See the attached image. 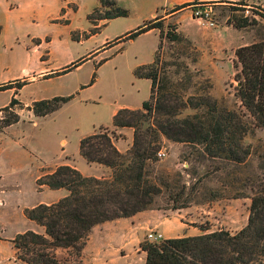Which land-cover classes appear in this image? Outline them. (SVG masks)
I'll list each match as a JSON object with an SVG mask.
<instances>
[{
  "label": "rangeland",
  "instance_id": "1",
  "mask_svg": "<svg viewBox=\"0 0 264 264\" xmlns=\"http://www.w3.org/2000/svg\"><path fill=\"white\" fill-rule=\"evenodd\" d=\"M258 1L264 5V0ZM115 2L128 11V16L117 18L89 37L94 24L102 26L107 21L91 23L87 16L101 18L112 13L98 0H0V118L7 116L1 109L12 98L20 103L13 106L18 123L0 129L3 264H23L15 259L13 238L27 230H41L24 217L23 211L50 200L48 194H41L45 187L38 189L35 181L43 171L53 170L45 164L52 163L58 155L60 141L66 139L72 148L74 130L81 120L103 116L119 105H138L141 99L148 98L149 83L136 81L133 71L150 63L152 35L116 45L115 39L133 30L134 27H128L144 17L152 3H161L150 19L162 25L161 60L170 64L183 62L187 66L192 77L187 95L208 96L220 108L239 115L247 128L243 144L249 146L250 153L240 164L209 159L198 147L159 136V149L154 150L144 167L145 178L157 189L150 206L135 214L132 221L115 219L95 226L83 244L82 263L144 264L142 244L216 231L234 234L247 224L250 198L264 189V129L256 127L241 107L235 97L238 84L233 79L234 51L264 39V20L257 15L264 6L258 3L241 6V1ZM177 7L182 8L172 13ZM176 13L177 19L170 17ZM241 16L255 18L259 24L241 30L226 24L229 18ZM181 27L193 32L194 37H185ZM170 30L185 38L189 45L167 40L165 34ZM156 32L159 36V31ZM74 65L78 67L73 68ZM168 70L179 89L184 79L182 70L177 74L176 67ZM31 78L37 81L29 84ZM16 82L27 85L17 90ZM58 96L72 98L45 117L36 118L27 110L34 101ZM194 113L186 109L180 117ZM151 123V120L139 123L136 131L129 128L132 140L134 132L140 138L145 135ZM106 131L114 133L113 128H100L95 135ZM114 136L118 138L115 133ZM152 146L156 148L154 143ZM158 153L163 155L158 157ZM149 234L159 235L160 239L149 240Z\"/></svg>",
  "mask_w": 264,
  "mask_h": 264
},
{
  "label": "trees",
  "instance_id": "2",
  "mask_svg": "<svg viewBox=\"0 0 264 264\" xmlns=\"http://www.w3.org/2000/svg\"><path fill=\"white\" fill-rule=\"evenodd\" d=\"M98 1L112 13L101 18L88 15L87 20L91 23L128 16V11L118 7L115 0ZM239 5L247 6L243 1ZM182 7L174 8L172 13ZM257 15L264 20L263 9L259 8ZM107 22L102 26L94 24V31L90 32L89 37L106 26ZM226 24L241 30L259 22L255 18L241 16L238 19L229 18ZM161 27V23L148 20L115 39L118 40L116 45L134 40L153 29L159 31V42L152 62L140 65L133 71L135 78L150 82L148 99L141 103L140 109H119L111 120L113 130L132 128L136 131L139 123L151 120L149 129L141 138L134 132L132 145L125 153H119L113 146L112 141L116 138L112 131L80 139L79 155L87 163L109 168V178L85 177L70 166L43 171L35 181L36 187L62 189L66 195L54 203L24 209V217L39 227L41 232L27 230L13 238L17 261L23 264H83V244L95 226L147 210L157 189L145 178L144 167L151 160L154 150L159 149V136L174 143L198 147L209 159L240 164L248 157L250 148L243 144L247 128L239 115L220 108L208 96L187 95L192 78L187 66L183 62L170 64L161 60ZM165 38L172 43L185 42L189 45L185 38L171 30L166 32ZM233 65V79L238 84L235 97L254 125L264 129V39L237 48ZM172 66L177 68L175 74L178 70L184 74L179 89L169 75L171 72L168 68ZM94 76L95 73L89 85L93 83ZM15 85L20 90L27 83L16 82ZM71 98L58 96L34 101L27 110L36 118L45 117L60 109ZM17 104L20 103L12 98L1 109L7 116L0 118V129L18 123L19 117L13 110ZM186 109L195 113L181 118V112ZM91 141L96 142L92 144ZM153 143L156 148H153ZM140 249L145 253L144 264H264V189L250 198L247 224L234 234L216 231L193 237L170 238L157 244H142ZM59 253L63 254L62 258L58 257Z\"/></svg>",
  "mask_w": 264,
  "mask_h": 264
},
{
  "label": "crops",
  "instance_id": "3",
  "mask_svg": "<svg viewBox=\"0 0 264 264\" xmlns=\"http://www.w3.org/2000/svg\"><path fill=\"white\" fill-rule=\"evenodd\" d=\"M150 1L153 2V0H150ZM187 1H191V0H187ZM198 1H200L202 3H215V4L222 2V1H243L245 3H258L261 6H264L258 0H198ZM159 7H161V3L160 4L152 3L151 7L148 10V13L144 17L140 18V20L138 22L134 23L132 26H130L128 28L133 29V27H134V29H135V27L140 26L143 22L148 21L151 18H153L157 14V9H159ZM170 17L177 19L179 17V13H176L174 15H170ZM116 19L108 21V23L106 25H108L110 22H112ZM192 22L195 23V20H192ZM180 30H182L185 37H187L189 39L194 37L193 32H187V31L183 30L182 27L180 28ZM156 31H158V30H156V29L150 30L144 34L139 35L137 38H135V39H138L141 37H146V36L152 35V37H153V47H152L153 51H152V59L150 60V63L153 60V56H154V53L157 49V45L159 42V36H158ZM136 65H138V64H136ZM42 71H45V69H43ZM41 74H45V72H42ZM134 79L136 81H139V82H141V81L148 82L149 83V89H150V82L148 80L139 79V78H135V77H134ZM35 80H36L35 78H31L30 79L31 82L29 84L37 81V80L36 81ZM148 96H149V93H148ZM146 100H145V98L141 99L139 101L138 105H134V106L119 105V106H116L114 108H111L108 111V113H106L103 116L98 115L94 118H90L89 120H87V119L81 120L76 125L75 130H74L75 135L73 136L72 148H69L70 145L68 144V141L66 139H62L60 141V150H59L58 155L54 158L52 163L45 164V166H51L53 169L57 166H70L72 168H75L81 175H83L85 177L108 178L111 174V171L109 168L104 167L102 165L94 164V163H87L79 155V149H78L79 141H80V139H82L84 137L95 134L96 131L99 130L100 128L112 129L111 120H112L113 115L116 113V111H118L119 109H130V110L140 109L141 103L143 101H146ZM114 133L117 134L118 138L114 139L112 141L113 146L116 148V150L119 153H125L131 147V143H132V132H131V130L129 128H118V129L114 130ZM41 194H48L50 197V200L45 201V202H39L38 204H51V203L58 201L60 198L64 197L66 195V192L62 189H60V190H49V189L45 188V190H43V192H41ZM135 218H136V215L129 217V218H125V220L132 221ZM32 231H37V230H32ZM38 232H41V230H38ZM6 260H9V258H7ZM3 263H4V260L2 259L1 255H0V264H3Z\"/></svg>",
  "mask_w": 264,
  "mask_h": 264
},
{
  "label": "built area",
  "instance_id": "4",
  "mask_svg": "<svg viewBox=\"0 0 264 264\" xmlns=\"http://www.w3.org/2000/svg\"><path fill=\"white\" fill-rule=\"evenodd\" d=\"M163 154H161V153H158L157 154V156L158 157H161ZM147 238L149 239V240H152V241H156V240H158V239H160V236L159 235H152V234H149L148 236H147Z\"/></svg>",
  "mask_w": 264,
  "mask_h": 264
}]
</instances>
